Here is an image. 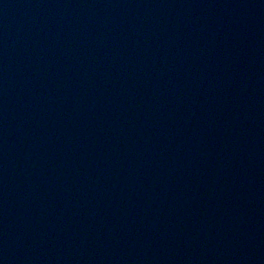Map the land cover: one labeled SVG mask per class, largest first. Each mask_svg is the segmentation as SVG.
<instances>
[{"label":"water","instance_id":"95a60500","mask_svg":"<svg viewBox=\"0 0 264 264\" xmlns=\"http://www.w3.org/2000/svg\"><path fill=\"white\" fill-rule=\"evenodd\" d=\"M0 264H264V0H0Z\"/></svg>","mask_w":264,"mask_h":264}]
</instances>
